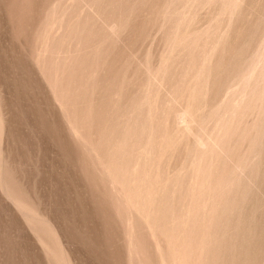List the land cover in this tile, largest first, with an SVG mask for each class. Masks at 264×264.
Masks as SVG:
<instances>
[{
  "label": "rangeland",
  "instance_id": "rangeland-1",
  "mask_svg": "<svg viewBox=\"0 0 264 264\" xmlns=\"http://www.w3.org/2000/svg\"><path fill=\"white\" fill-rule=\"evenodd\" d=\"M0 264H264V0H0Z\"/></svg>",
  "mask_w": 264,
  "mask_h": 264
}]
</instances>
